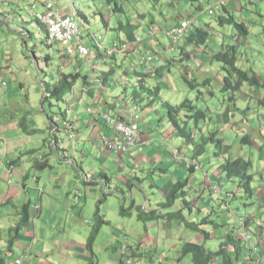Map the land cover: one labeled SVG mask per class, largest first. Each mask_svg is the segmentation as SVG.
I'll return each mask as SVG.
<instances>
[{
	"label": "crops",
	"instance_id": "1",
	"mask_svg": "<svg viewBox=\"0 0 264 264\" xmlns=\"http://www.w3.org/2000/svg\"><path fill=\"white\" fill-rule=\"evenodd\" d=\"M216 1L217 0H215V2ZM263 2L264 0H227V3L223 7V11L231 13L235 20L242 21L247 25L246 22L249 19V15L245 12H251L249 8H255L257 4ZM184 8L185 7L179 5V0L169 3V7L167 8L168 15L163 17V23H155L157 28L158 25H162L164 29H168L182 19H185L181 18L174 24H169V17L176 19L179 17V15L177 16L179 10ZM60 9H63L64 13L69 12V9L64 6ZM253 13L256 14L258 19L264 22V7L261 9L255 8ZM0 24V46L2 45L0 47L1 80L7 79L8 75L7 68L3 65L6 63L7 59L6 56H3L4 47L9 44V41L12 45H15V43L11 37L5 35L2 30L4 26L3 23ZM138 25L141 31H143L145 27L150 26L148 24L140 25V23ZM153 26L155 25L153 24ZM259 26H262V24L258 23L254 28H258ZM247 27L248 32L250 31L248 34H251L250 27ZM157 28L154 38L151 39V44L153 47H157L159 43L161 47L165 48L167 46V40L164 39V42L160 41L159 37H162L163 31H159L161 29ZM224 29L228 30L227 27H224ZM256 33L259 34V32ZM221 35L224 37V33H221ZM231 37H235L232 39L238 40L237 44L240 45V48H238L236 44L237 48L235 54L237 56V62L241 59L243 66L245 65L251 68L249 64L250 59L246 54L247 49L241 50L244 48V45L250 44L247 41L244 42L242 36L237 33L233 34ZM223 42L225 43L223 38L214 39V43L218 44V46ZM214 48H216L215 45ZM203 58L208 59L204 56ZM161 62V64L164 63V61ZM195 68L200 69L199 63H197ZM79 69L80 67H78L76 63L71 66V70L77 71ZM84 72L88 73V76H90L89 81H79L76 83L74 95L70 99V102L67 103V106L65 102V112L63 114L64 117H68L67 119H73L78 133L76 138L66 143L70 159H58L56 151L49 147L48 151L42 154V157L48 161V165L42 168V171H39V169L35 167L36 161L32 160L31 157H27L26 159H24V157H17L19 155V146L22 144L21 140H19V134L27 129L28 121L30 122V117L33 114L31 112L33 107H29L30 104L28 99L26 102L28 106H26L21 99L17 98H14L12 100L13 102L10 103L11 96H9V94L4 95L0 91V150L8 151V153L5 152L4 157L0 155V200L6 199L5 202L9 203L12 192L10 184L12 183L17 185L20 183L22 184L19 188H13V191L15 189L21 191L16 195V200L17 198L19 200L22 199V193L27 194L26 202L23 206H18L14 212L11 211L10 207L1 208L0 206V264H15L14 261L24 254H26L28 258H22L19 264H100L99 252L95 253L94 251L99 230L95 233L91 248L89 247L91 251H89L87 243L91 236L89 234L90 231L82 228L84 237L77 233V224L75 223L76 214L78 218H80L82 210H85L89 215L93 214L94 210L95 213L99 211L95 214V217L97 219L100 218V220L103 221L102 224L109 225L110 220L106 218L103 210H100L98 205L102 204L104 201L103 195L109 196L112 192L123 194L120 193L116 187H113L116 183L114 179L117 174L116 172H119V174H117V179L124 181L128 179V184L132 177L137 178L138 172L143 175L145 174V170H143L144 167L152 169L155 166V169L157 168L159 173V180L163 179V174L170 172L169 163H165L164 161L169 158V161L172 162L173 159L170 155L169 148H167V152L169 153L167 157L165 147H169V145L171 147L181 146L179 140L173 135L174 129L172 125L168 127L166 134H162L159 132L153 133L151 128H145L144 125L140 123L142 142L125 154H115L102 147L99 138L102 135L109 136L110 129L99 119H95V117L87 114L84 107L96 104L107 111L116 113L126 121L131 120L133 117L139 118V116L142 119V115L146 110L141 109L135 112L134 105L126 101L125 103L120 102L118 100L119 98H116L114 95L109 96V89H104L99 85V75L97 71L94 77H91V73L87 71V69H84ZM217 78L219 80V78H221L220 75H217ZM18 84L21 87L23 86L21 80ZM0 88L4 91L8 90V86L6 89L1 86ZM13 90H16L15 86ZM81 97L84 101L83 107L74 105L76 100ZM118 102L121 103L120 107L112 106L113 103L116 104ZM147 110H149V108H147ZM47 121L50 123L49 117H47ZM35 125H37V123H35ZM47 129H49L48 126ZM4 130L13 131L15 134L14 144L10 147H8V139L2 134ZM165 135L167 138L164 139L163 136ZM64 137L65 136L58 137L56 140L63 139ZM47 138L50 142L49 134ZM19 142L21 143L20 145H18ZM155 145L157 147V152L155 165L153 166L149 161V155ZM9 148L12 150L11 153H9ZM37 149L38 148L32 147L29 148L28 151L35 152ZM86 151L93 157L94 161L92 165L87 161L84 155ZM187 151L190 152L189 150ZM186 152L184 154H187ZM263 152L264 149L261 151L258 150L257 161L254 160V166L251 168L250 173L254 176V196L249 200L248 198L246 200L242 199L243 201L239 200L237 204H230V200L234 198V194L240 191L238 183L234 179H225L217 165H214L210 169V165L212 164L210 160H208L210 163L203 170L190 172L185 171L183 162H179L175 167V172L178 173V176L168 178L163 187H161L165 189L166 194L168 185L171 182L181 183L186 180L185 183L187 184L182 186L177 192V195H182V198L189 201V206H187L188 216L184 215L186 219L194 220L195 217L202 219L206 215L210 216V221L212 222L209 224L210 227H207L210 232L208 250L217 251L220 248L221 251H223V254L218 255L217 253L214 256V264H264V155H260ZM215 162L217 161L215 160ZM77 167L84 172L83 177L76 172L72 173L70 176L69 173L74 169L76 170ZM41 173L44 174L43 178L41 177ZM30 176L37 177L35 183L31 180L34 185L32 187L25 185V182ZM73 178H75V180H73ZM138 182V186L143 184L139 179ZM228 182L234 184V189L232 191L229 190L227 186ZM188 184L196 186L197 188L193 189L192 187H188ZM150 186H155V184L150 182ZM38 189H42V192L38 191ZM74 189H78L82 192V197H84L83 203L77 205L72 204V190ZM188 192L196 193L197 197H190ZM206 192L207 196L205 195ZM214 194L216 195V201L214 202L215 206H223L221 211L223 213L224 222L222 230L218 229V224L211 218L212 214L216 213L214 207L211 205L213 203ZM32 200H36V205L39 204V208L36 207L34 212H31L28 206ZM97 201H99L98 204H96ZM162 203L163 202H161V205H163ZM238 205L242 207L241 213L237 209ZM189 207H191L192 210H189ZM80 208H82V210ZM2 210L5 212H2ZM153 210L159 211L160 209L156 208ZM256 210L261 211L259 215L256 213ZM118 211L121 213L119 214L118 212L119 215L125 216L122 214L120 208ZM131 215L132 214H130V216ZM162 215L163 213H161V210L158 214H154L152 219L154 222L150 223L149 227L153 231L156 229L154 233L158 234V229L163 226L162 218L171 223L169 228H166L165 224V236L161 238V246L163 249H159L156 237H151L150 240L143 239L142 241L138 235H134L135 238L132 239L126 232H112L110 240L114 241L120 238L121 242L124 241V243L129 244L131 253L133 254L134 252V263L184 264L183 261L186 260L187 257L182 256L180 252V247L183 244L182 239L184 236L192 235L193 233L183 228V224H181L180 220H169ZM228 215L232 216L234 224L228 223ZM247 216L251 218L247 228L254 229L252 232V241L245 243L240 240L238 248H236L233 246V242L230 240L228 234L231 233L233 235V232L230 231L239 228L241 223L246 220ZM138 218L139 220H146L145 218ZM240 218L242 220H240ZM143 229L146 231V235H148L147 228L144 227ZM243 231L244 230H242V232ZM75 235H77L79 239H75ZM193 239L194 236L190 238V240ZM234 239H236L237 242L239 237L236 238L235 235ZM168 246H173V248H168ZM109 247H113L112 244H109L108 248ZM105 249H107V245H105ZM148 249L153 253L150 256L146 253ZM121 250L122 248L120 247V254L116 256L110 251H105L106 263L104 264H120ZM142 256L146 257L148 261L143 262L137 259ZM178 256L181 257L182 260H178Z\"/></svg>",
	"mask_w": 264,
	"mask_h": 264
},
{
	"label": "rangeland",
	"instance_id": "2",
	"mask_svg": "<svg viewBox=\"0 0 264 264\" xmlns=\"http://www.w3.org/2000/svg\"><path fill=\"white\" fill-rule=\"evenodd\" d=\"M55 6L62 8L63 6L67 9H70V12L74 11L76 7L78 6L80 9V12H84L87 15L88 22H85L82 17L78 14L76 17L79 21V33L80 36L83 39V43H86L88 46H92V40L93 34L96 35H102V41L109 42L115 38V35L113 32H111V27L109 24H107V27H103L101 22V14L104 12H108L107 15H105V18L109 23H111L113 20H116L117 22L120 20H130L131 22L140 23V25H150L149 27H145L146 31L149 33V30L151 29L153 32V35L151 36H145L144 33L140 30V27L138 29V34L142 36L143 42H144V49L155 51L158 53H163V55L166 58L172 59L177 57L176 51H170L166 50L164 47H161V45L158 43L157 50L153 49L151 42V39L154 38L156 34V22H161L164 16H167V8L169 7V3L175 2L176 0H115V2H118L120 6L123 7L124 12L122 11H116L112 12L114 10V0H55ZM215 0H179V5L181 7H185L184 9H180L179 17L172 19L169 17V24H174L181 18L185 19H192L193 23L191 25V30L194 29V27L198 24L199 26L202 25L204 22H210L211 23V39H221L223 38L225 43L236 45L238 40L232 39L235 37L233 34L236 33V30L232 28L230 25H225L228 30L224 29V26H220L215 22L216 16H210L207 14V6L209 4H213ZM104 3H109L111 7H113L111 10H108V5ZM9 0H0V13L3 12V16L0 15V23H3L2 30L6 28L5 25H7L13 32H19V37H12L11 35L15 36V33H10V37L13 39L15 45H12L9 41V44L4 47V55L6 56V63H4V67L7 68L8 75L7 79H4L5 84L8 86V90L4 91L2 88H0V91L5 95L9 94L11 96L10 103H12L14 98L21 99L26 106L27 105V99L29 100V107H33L31 109V112L33 113L30 117V122L28 121V127L26 130L21 132L19 134V140H21L22 144L19 142V155L17 157H24L26 159L27 157H30L32 153H30L28 150L29 148L35 147L38 148L33 153L34 156H42L44 152L48 151V148L50 147V143L47 140V135L50 134L49 130L47 129V126L49 125V122L47 121V117H51L54 119L56 123H58V120L63 123L64 119L61 116L62 114H58V110H61L63 113L65 112V104L61 102H56L54 99L51 100V105L48 103L47 100H42L43 95V87L42 82L46 81V77L44 76V72L41 71V69L46 67V70L49 71V75H51L55 71V61L58 59H53L52 61H45L43 58L42 52H47V48H43L42 52L40 50L37 51V57H38V63L36 61L34 62V59L32 56H28V50L24 48L23 46V38L25 35V30L19 23L20 17H17V14L15 12H10L8 9L9 7ZM213 9L214 6H212ZM264 7V2L257 4L258 9H261ZM58 8V9H60ZM255 8H249L251 9V12L253 13L255 11ZM4 9V10H3ZM14 9V8H11ZM39 10H42L40 8ZM215 11H217L215 9ZM59 14L62 16L64 15L63 9L58 10ZM76 12V11H75ZM251 12H245L249 15V19L246 22L247 26L251 29V34H247L246 36H243V41L248 42L250 45H244L243 49L246 50V54L248 55L250 61L249 64L251 65V70L256 73L259 78L260 82L264 83V22H262L260 19L257 18L255 13ZM109 13L112 15L109 16ZM53 17L58 16L56 13H52ZM52 17V18H53ZM27 19L23 18L22 24L26 25ZM82 21V23H81ZM154 22V23H153ZM258 23H261L262 26H259L258 28H254L257 26ZM153 24L155 26H153ZM1 25V24H0ZM256 32H259L256 33ZM221 33H224V37L221 35ZM228 33V35H227ZM233 33V34H232ZM34 37V36H33ZM165 37V38H164ZM160 41L164 42V39L167 40V47L171 46V40L165 35V33L162 32V37H159ZM215 44V43H214ZM214 44H210V47L208 49L209 54H211L213 51L219 50L218 44H215L216 48H214ZM2 46V45H1ZM0 46V47H1ZM58 48V46H57ZM238 48H240V45H238ZM52 53H54V50L52 49ZM120 56H123L124 58H129L128 54H122ZM207 57L206 58H203ZM58 58V56H57ZM13 59V61H12ZM193 59L190 61L189 64L187 62H183L184 64L181 65V63L177 62L176 60L171 63V72L166 71L163 74V78L166 79L165 83H163L160 91V95L163 98V101H166L168 103H171L173 105L181 103L185 98H189L192 100V102L200 109L205 110L208 113V120L209 126L217 127L222 132V136L225 138V143L230 145V151L233 156L243 155V156H254L251 157V159L254 158V160L257 161L258 157V149L253 148L252 146L248 144H243L242 140L240 139L241 136L244 133H249L251 136L257 135L259 132H261L264 135V119L259 116L260 113L264 111V107L261 105V103H257L256 101L259 98V95L261 96L264 94V87H259L254 90V88L249 87V85L244 84L242 85L239 92L235 93V100L234 105L228 100L227 94H225L223 91H221L220 85V78L218 80L217 78V72L216 71V61H212L209 58V55H205L202 53L201 49H197L193 53ZM74 63L78 67H80V73L84 72V69H87V71H90L91 77H94L95 72H98V75L101 71V66L103 64V60L101 58H94L90 60L88 65L84 64V59L80 57L74 56L73 58ZM202 63V67L200 69L195 68L197 63ZM96 64L97 70L91 72V65ZM1 64V63H0ZM238 64L243 69H248L245 65L243 66L241 59L238 60ZM63 65L65 69H63L62 72H67L68 70H71V66L68 64V61L63 60ZM136 65H140V63H137ZM84 68V69H83ZM179 68V70L185 71L186 75H195L197 78L201 79V81L205 78H212L211 85L209 88L202 89L201 93L197 92L196 89H190L188 88L187 84L179 75V73L176 71ZM6 70V69H5ZM44 70V69H43ZM45 71V70H44ZM205 71V73H204ZM251 72V71H250ZM57 73V72H55ZM90 78V76H89ZM11 79V81H10ZM22 81L23 86H19L18 82ZM158 80V79H157ZM152 83L154 81L150 80ZM9 84V85H8ZM16 87V90H13V87ZM263 86V84H261ZM102 88L107 89L108 87L102 86ZM110 89V88H108ZM210 89V92H209ZM14 91V92H13ZM233 93V92H232ZM123 94H126L127 96H123ZM131 89L127 88L125 93L122 91V86L117 85V87L114 90H109V96L114 95L116 98H119L118 100L122 102V98L127 102L129 101L128 98H130ZM123 96V97H122ZM263 97V96H262ZM260 97V98H262ZM260 98L258 101H260ZM129 104L131 102L129 101ZM133 105V104H132ZM231 108V111L233 114L230 113L227 108ZM144 107L146 110L144 114L142 115V119L139 116L137 119L140 123L144 125L145 128H151L153 130V133H162L166 134L168 127L171 125L166 117V109L165 107L159 103H156L155 106L152 108ZM139 111V109L135 110V112ZM226 111V112H225ZM224 112L223 117H219L221 113ZM218 120V124H217ZM59 122V124H60ZM161 122V123H160ZM37 123V125H35ZM217 124V125H216ZM230 126V127H229ZM229 127V128H228ZM47 129V132H46ZM2 134L8 139L10 147L12 144H14L15 141V134L13 131L4 130ZM173 136V135H172ZM163 138H167L166 135L163 136ZM255 142H258V145L262 144V141L256 140ZM18 143V142H17ZM181 143V146H166V152L167 148L170 149V155L173 159L172 162L169 161V158L166 159L164 162L169 163L170 166V172L167 174H163V179L159 180V173L157 168L155 169V159H156V152L157 147L154 146L152 152L150 153V163L153 164V168L149 169L148 167H144L143 170H145V174L138 172L137 178L132 177L128 182V179L126 181L117 179V174L119 172H116V176L114 177L116 183L113 185V187H116L117 190H119L120 193L123 194H116L114 192L111 193L109 196L103 195V202L102 204H99L98 207L100 210H103L104 215L106 218L110 220V224H101L100 227L97 229V218L95 217V210L93 211V214H88L85 210H82L81 217L78 218V215L75 216V223L77 224L76 230L77 233L82 235L84 237V233L82 232V228H85L86 230L90 231V235L93 234V229L96 228V231L99 230V234L97 237V241L95 243L94 251L95 253L99 252V263L104 264L106 263L105 260V251H110L111 253L118 255L120 254V247L123 245V241L121 242L120 238H117L116 240L112 241L110 240V236L112 232H126V234L129 235L132 239H134V235H138L139 238L146 240L151 237H156L159 249H163L161 238L165 236V224L166 228H169L171 223L167 222V220H163V226L158 229V234L154 233L152 229H150L149 224L153 223V215H148L146 220H139L138 214L142 213L144 214V211L147 214H150V211L152 209H160L161 213L164 215L171 211H182L185 216H188V210L187 207L182 203L183 199L182 195L181 198L175 199L171 202V205L169 206H163L161 205V202L166 203L167 202V195L165 194V189L161 188L163 187L164 183L167 181L168 178L174 176L177 177L178 173L175 172V167L179 163L177 161L176 157L172 154V148L176 147L178 148L181 153L183 154L189 150L191 153L195 151L194 143ZM165 144V143H164ZM163 144V145H164ZM53 150V149H52ZM213 151L212 147L208 146L206 147V151L201 155L198 156L199 162L202 165H205L207 158L211 157L210 153ZM5 152L8 153L7 150H0L1 157L5 156ZM12 150L9 148V153H11ZM57 153V152H56ZM237 154V155H236ZM86 156L87 161L92 165L93 164V157L92 155L86 151L84 153ZM167 157L169 156V153L167 152ZM240 155V156H241ZM16 157V158H17ZM171 160V159H170ZM212 164L216 165L215 160L212 158L209 159ZM248 160L244 161L246 163ZM39 171H42V169H39ZM49 171V170H47ZM76 172L81 177H83L84 172L81 171L78 167L76 170L74 169L71 171L70 176L72 173ZM44 174L41 173V177L43 178ZM140 181L143 182L141 186H138ZM31 180L34 181V183L37 181V177L32 179V176L29 177V179L25 182L26 186L32 187L34 186L31 182ZM75 180V178H73ZM150 182L154 183L155 186H150ZM187 184V183H186ZM21 183L19 185L12 183L10 184L11 192V198L9 199V203H6V199L0 200V206L3 207H10L11 211L14 212L18 206H23V204L26 202L27 194L22 193V199L19 200L16 195L20 193L21 191L18 189H15L13 191L14 187L19 188L21 187ZM188 187H192L193 189H196V186H192L191 184L187 185ZM227 186L229 190L234 189V184L231 182L227 183ZM161 188V189H159ZM81 192V191H80ZM82 193V192H81ZM218 193V192H215ZM190 197H197V194L194 192H188ZM207 196V192L205 193ZM83 196V194H82ZM81 196V197H82ZM78 201L72 200V204H81L84 202V197H82ZM216 195H213V203L211 204L214 207V210L216 213H213L211 218L218 224V229H223V213L222 208L223 206L217 205L215 206L214 202L216 201ZM251 197H248V200ZM253 198V197H252ZM244 199V196L240 191L236 192L234 194V198L230 200V204L234 205L239 202V200ZM134 200V202H133ZM181 200V201H178ZM245 200V199H244ZM243 201V200H242ZM4 202V203H3ZM36 200H32L28 206L30 207V211L34 212L36 208L35 204ZM99 201L96 202L98 204ZM132 202L134 204H132ZM132 204V205H131ZM122 210V214L129 213L132 214L130 217L127 216H121L119 214L120 211L118 209ZM237 209L242 212V207L240 205L237 206ZM159 210V211H160ZM159 211L154 212V214H158ZM2 212H5L2 210ZM119 212V214H118ZM260 210H256V213L259 215ZM217 216V217H215ZM202 217V216H201ZM228 223L234 224L232 221V216L228 215ZM250 216H247L246 219H249ZM167 222V223H166ZM144 227L147 228L148 235H146V231L143 229ZM135 233V234H134ZM88 234V235H89ZM89 235V236H90ZM75 239H79L77 235L74 236ZM89 238V237H88ZM131 239V240H132ZM145 242V241H144ZM109 244L113 247H109ZM105 245H107V249H105ZM88 246V244H87ZM173 246H168L170 248ZM89 251L91 249L89 246L87 247ZM146 253L148 256L152 255L153 253L151 251L146 250ZM14 258V256H13ZM22 258H28L26 254L19 257L18 259ZM140 261L147 262L148 259L144 256L137 258ZM159 261V260H158ZM139 264V262L134 263ZM183 264V263H180Z\"/></svg>",
	"mask_w": 264,
	"mask_h": 264
},
{
	"label": "trees",
	"instance_id": "3",
	"mask_svg": "<svg viewBox=\"0 0 264 264\" xmlns=\"http://www.w3.org/2000/svg\"><path fill=\"white\" fill-rule=\"evenodd\" d=\"M48 2H50V0H9L10 6L8 9L12 13L15 12L17 17H20L19 23L25 30L22 42L24 48H26L29 52L28 56L31 55L34 62L36 61V63H38L36 50H40L42 52L43 48H47V52H42L44 60L52 61L53 59H58V62L57 60L55 61V71H51L53 72L51 75H49L50 72L46 70L45 66L43 68L45 71L41 69L46 77V81L41 83L45 91V95L42 99L44 101L47 100L51 105L52 99L56 102H66L67 95L71 88L79 81H86L88 75L74 70L62 72L64 66L63 61H61V49L57 44L49 42V27L41 19L35 16L38 11H41L39 9L43 8ZM104 4L109 6L108 10L113 8L109 3ZM118 4L119 3L114 0V10H112L113 13L116 11L124 12L123 7ZM75 11V13L77 15L79 14L85 22H88L87 15L84 12H80L78 6ZM3 12L0 14L3 15ZM107 13L108 12H104L101 14V22L104 28L107 27V24L110 25L111 32L115 35V38L111 41L117 43H121L122 40L133 42L140 27L138 23L131 22L130 20L123 21L120 19L117 22L118 25H116V20L109 23L106 19H104ZM109 16L111 17L112 15L109 13ZM23 18L27 19L24 21L26 22V25L22 24ZM215 22H218V25H223L224 27L225 25L232 26L236 30V33L242 37L250 33V31L248 32L247 25H245L242 21L235 20L231 13H228L227 11L224 12L223 7L221 13L216 16ZM5 26V35L10 37V33H15L7 25ZM158 28L161 29L159 31L163 32L170 29H164L162 25H158ZM211 34L210 22H204L200 26L196 25L193 30H191L190 27L184 36V45L176 48V58H173V60L167 59L163 65L156 64L155 66L150 65L148 67L136 65V59L133 57L131 58V56H129V58H124L123 56H120L122 55L121 53L109 54L106 49L99 50L96 44L92 42V46L96 51V57L103 60L99 74V85L108 87L112 90H114L117 85H120L122 86V91L124 93L127 88H130L131 96L128 99L131 104L136 105L139 108V111L144 109V107L152 108L156 103H159L160 105L162 104L166 109V117L169 123L173 126V135L179 140V142L186 144L194 143L195 151L193 153L187 151V154L182 155L185 161V171H194L195 161L198 160L199 163L198 156H201L206 151V147L211 146L213 149L210 153L211 155H209L211 157L205 160V165L199 163L201 169L203 170L210 163L208 161L210 158L216 160V165L218 166L220 172L224 175L225 179H234L237 181L238 187L246 200L248 197L254 196V176L249 173L251 162L248 160L246 163H242V159L240 158L232 159L230 155L231 151H229L230 145L225 143V138L221 133L222 131L217 127H212L211 125L209 126V123L207 122L209 118L208 113L205 110L198 108L191 99L187 97L181 103L173 105L163 101V98L160 95V91L162 89V86L160 85L166 81V79L163 78V74L166 71L171 72V63L176 60L181 63V65L184 64L183 62H187V64H189L190 61L194 60L193 53L199 48H201L202 53L209 55V58L212 61H216L218 63L216 64L217 68L215 72H217V75H220L221 77L219 86L221 87V91L227 94L229 101L234 102L235 93L239 92L244 84L249 85L251 88L264 87V83L260 82L258 75L250 70L251 68L243 69L238 64L237 56L235 54L238 44L232 45L225 44L223 42L219 45L218 51L210 49L213 52L209 54L210 52H208L207 49H209L210 44H214V40L211 39ZM11 36L19 37L20 33L16 32L15 36ZM167 37L170 39L169 36ZM52 49L54 50V53H52ZM128 54H131V51H129ZM199 67H202V63H199ZM176 71L179 75H181L188 88L196 89L199 93L202 92L201 88L207 89L211 85L212 78H205L201 81V79L197 78L195 75H186L185 71L179 70V68ZM151 79L154 83L150 81ZM261 84H263V86H261ZM124 95L127 96L126 94H123V96ZM262 102L264 106V97L261 99V103ZM58 111L60 114H64L61 110ZM49 118L50 122H52V124H49L51 126L55 121L53 118ZM111 132L112 130H110V133ZM240 139L243 142H247L243 144H250L252 142L248 135H243ZM263 147L264 145L262 144V146H259L258 148L263 150ZM260 155H264V152ZM35 165L36 168L42 169L47 166V160L45 159ZM213 166L214 164H211L210 169ZM185 181L181 183L171 182L168 185V191H166L167 202L162 203L163 206H169L173 200L181 198V195H177V192L186 184ZM182 203L186 207L189 206V201L187 199H183ZM189 210H192L191 207H189ZM98 212L99 211H97V213ZM154 212L157 211H151L150 215H154ZM124 215L127 217L130 216L129 213H124ZM148 215L149 214L144 212V214L139 213L138 217L146 219ZM162 216L169 220H180L181 224H183V228L188 229L193 233L192 235L184 236L182 239L183 244L180 247V252L182 253V256L187 257V259L183 261L184 264H214V256L217 253L218 255L223 254V251H221L220 248L217 251L208 250L210 232L207 227L212 222L210 221L209 215H206L202 219L195 217V219L192 220L186 219L182 211L179 210L168 212ZM97 220L98 222L96 228L98 229L103 221L100 220V218ZM96 228L87 243L90 248L96 233ZM230 232H234V230H231ZM192 236H194V239L190 240ZM228 236L233 242V246L238 248L239 244L234 241L233 235L229 233ZM130 254L131 257H134V252L133 254ZM178 260H182L181 257L178 256ZM120 264H125L123 252H121Z\"/></svg>",
	"mask_w": 264,
	"mask_h": 264
},
{
	"label": "clouds",
	"instance_id": "4",
	"mask_svg": "<svg viewBox=\"0 0 264 264\" xmlns=\"http://www.w3.org/2000/svg\"><path fill=\"white\" fill-rule=\"evenodd\" d=\"M51 1V0H50ZM219 1H221V0H217L215 3H213V4H209L208 6H207V14H209L210 16H216V15H218V14H220L221 13V10H222V7H224V5L227 3V0H224V3L223 4H221L218 8H215V5L219 2ZM52 2V4H53V7L55 8V9H57V10H60V9H58V7H56L55 6V3H56V1L54 2V0L53 1H51ZM212 6H214V8L217 10V11H215V9H213V7ZM209 7L210 8H212L213 10H214V12L213 13H210L209 12ZM45 11V6L42 8V10L41 11H38V12H44ZM37 12V13H38ZM64 13V12H63ZM64 14H73V16L75 17V18H77L76 16H77V14L75 13V10L74 11H72V12H70V9H69V12L68 13H64ZM35 16H36V14H35ZM37 17V16H36ZM38 18V17H37ZM78 19V18H77ZM186 20H191L192 22H191V24L189 25V27H188V29H187V31L190 29V27H191V25H192V23H193V20L192 19H182L181 21H179L178 23H176V24H174L173 26H176V25H178V24H180L182 21H186ZM81 23H82V21H81ZM172 26V27H173ZM171 27V28H172ZM78 30H79V28H78ZM168 31V30H167ZM166 31V32H167ZM186 31V32H187ZM143 33H144V35L145 36H151V35H153V32H152V30L150 29L149 30V33L146 31V28L142 31ZM166 32H164L165 33V35L167 36V34H166ZM186 32H185V34H186ZM137 34V36H136V38L137 37H139L140 38V41H139V43H137V44H133V42L136 40V38H135V40L133 41V42H129V41H125V40H122V42L121 43H117V42H113V41H111V42H104V41H102V35H96V34H93L92 35V37H93V42L96 44V46H97V48L99 49V50H102V49H106L107 50V53H109V54H115V53H121V54H128V52L129 51H131V54H128L129 56H131V58L133 57V58H135L136 59V62H135V64H137V63H140V66H145V67H148V66H150V65H152V66H155L156 64H160V65H163L164 63H165V61L167 60V59H169V58H166L164 55H163V53H160L159 52V55H158V53L157 52H155V51H150V50H147V49H144V42H143V38H142V36H140L139 34H138V32L136 33ZM185 34H184V36H185ZM49 39H50V37H49ZM81 41H82V43H83V39H82V37H81ZM184 41H185V38L183 37V42H182V45H180V46H178V47H182L183 45H184ZM52 43V42H51ZM150 43H152V42H150ZM53 44V43H52ZM54 44H57L59 47H60V49H61V56H62V58H61V61H68V64H69V66L70 65H72V64H74V61H73V58H74V56H76V57H80V58H82V59H84V64L85 65H88L89 64V62H90V60L92 59V57L94 56V58H96V51H95V49H94V47L93 46H88L86 43H83L84 45H86L89 49H90V54L88 55V57H84V56H82V55H80L78 52H75L74 54H73V56L71 57V58H69V59H67V58H65L64 56H63V49L61 48V46L58 44V43H54ZM124 45H127V47L125 48V49H123V46ZM177 48V47H176ZM176 48L175 49H173V50H171L170 49V47H165V49L166 50H170V51H176ZM153 49L154 50H157V47H153ZM199 49H201V48H199ZM208 50V49H207ZM146 57H150V60H146ZM161 61H164V63L163 64H161L162 62ZM64 66V65H63ZM97 65L96 64H92L91 65V72L92 71H95V70H97ZM64 69H65V67H64ZM251 70V69H250ZM77 71H80V69L79 70H77ZM253 71V70H252ZM254 72V71H253ZM83 73H85V72H83ZM85 74H87L88 75V73H85ZM257 75V74H256ZM259 77V76H258ZM98 78H99V76H98ZM260 79V78H259ZM87 80L89 81V76L87 77ZM2 82H4V79H1L0 80V86L1 87H3V88H7V85L5 84V85H2ZM76 85V84H75ZM73 86L72 88H71V90L69 91V93H68V95H67V98H66V106H67V103L68 102H70V99L72 98V96L74 95V92H75V89H76V86ZM101 86V85H100ZM102 87V86H101ZM257 88H259V87H254V90L255 89H257ZM202 89H205V88H202ZM109 90H112V89H109ZM207 90V89H206ZM43 91V95H42V97L45 95V91H44V89L42 90ZM264 97V94H262L261 96L259 95V98L260 97ZM263 97L261 98V99H263ZM259 98H258V100H259ZM261 99H260V101H258L257 100V102H258V104L259 103H261ZM43 100V99H42ZM83 99H82V97L81 98H78L77 100H76V102L74 103V105H79V106H82L83 107ZM122 102H124L125 103V100L122 98ZM233 105H234V103H233V101H230ZM127 103H129L128 101H127ZM64 104H65V102H64ZM120 105H121V103H113L112 104V106L114 107H120ZM261 105L263 106V102L261 103ZM89 106H96V107H99L98 105H96V104H92V105H87L86 107H84V110L87 112V114H89L90 116H93V117H95V119H99L100 121H102L98 116H94L93 114H91V113H89L88 111H87V108L89 107ZM264 107V106H263ZM67 108V107H66ZM100 109H102L103 111H105L106 113H109L110 115H112V116H114V117H118V118H120V119H122L120 116H118L116 113H112V112H110V111H107V110H105L104 108H101V107H99ZM134 108H135V110H137V109H139L136 105H134ZM227 110H229L230 111V113L231 114H233L232 113V111H231V108L229 109V107L227 108ZM226 112V111H225ZM59 114H60V112H59ZM62 117H63V119H65L64 121H63V123L62 122H60V120H58V123H56V122H54L53 123V125H48V127H49V132H50V134H49V138H50V148L51 149H53V150H55L56 152H57V157H58V159H61V160H65V159H70V155H69V151H68V149L66 148V143L67 142H70V141H72L74 138H76L77 137V131H76V127H75V124H74V121H73V119H67L68 117H64L63 115H61ZM224 116V112L223 113H221L220 115H219V117H223ZM259 116L261 117V118H263L264 119V111L262 112V113H260L259 114ZM138 119V117H133L131 120H133V119ZM124 120V119H123ZM131 120H129V121H131ZM124 121H126V120H124ZM59 122H60V124H59ZM65 122H67L68 124H69V127H67V126H64V123ZM110 130H111V128H110V126L106 123V122H104V121H102ZM127 122V121H126ZM137 122H138V124H139V127H140V122L137 120ZM51 124H52V122H50ZM49 123V124H50ZM173 127V126H172ZM230 127V126H229ZM228 127V128H229ZM70 133H72L73 134V137H71V138H69L68 137V135L70 134ZM140 134H141V128H140ZM173 134H174V131H173ZM243 135H248L249 137H250V139H251V143L250 144H248V145H250V146H252L253 148L255 147V148H257L259 151H261L258 147L259 146H262V144L264 145V135L261 133V132H259L257 135H255V136H251L249 133H244ZM242 135V136H243ZM61 136H65L63 139H59V140H56L58 137H61ZM103 136H106V137H108L107 135H102V136H100V138H99V140L101 139V137H103ZM109 136H111V133H110V135ZM256 140H258V141H262V144L261 145H258L257 143L258 142H255ZM242 143H247V142H243L242 141ZM100 144H101V142H100ZM228 145V144H227ZM103 147V146H102ZM104 148V147H103ZM135 148V147H134ZM106 149V148H105ZM263 149H264V147H263ZM132 150V149H131ZM130 150V151H131ZM172 154H173V151L174 150H177V151H179V159L178 158H176L177 159V161H179V162H185L184 161V158H183V153H181V151L178 149V148H176V147H173L172 149ZM109 151V150H108ZM130 151H128V152H130ZM229 151H230V149H229ZM228 151V152H229ZM110 152V151H109ZM128 152H126V153H128ZM30 153H32V155L30 156L31 157V159L32 160H35L36 162L35 163H38V162H41V161H44L45 160V158H43L42 156H38V157H36V156H34V151H32V152H30ZM65 153V154H64ZM113 153V152H112ZM115 154H118V153H115ZM122 154H125V153H122ZM174 155V154H173ZM230 155H231V157H232V159H235V158H240V159H242V163H244V160H249L250 162H251V166H250V168H249V173L251 172V168L254 166V158L253 159H251V157H254L253 155L252 156H250V155H247V156H243V155H238V156H233L231 153H230ZM47 160V159H46ZM200 163V162H199ZM198 163V160H196L195 161V168H194V171H198V170H201V166H200V164ZM47 165H48V161H47ZM35 167H36V165H35ZM39 169V168H38ZM224 176V175H223ZM36 176H33L32 177V179H34ZM239 188V187H238ZM216 190H218V189H216ZM38 191H40V192H42V189H38ZM79 194V197L77 198V199H75V195L76 194ZM82 196V193L78 190V189H74V190H72V197H73V200L74 201H78L79 199H80V197ZM107 196V195H106ZM36 207L37 208H39V204H37L36 205ZM147 214V213H146ZM250 219L251 218H249V219H246V220H244V222H242L241 223V226L239 227V228H237L236 230H234V232H233V237H235V235H236V238L237 237H239V240H237V243L239 244V242H240V240L241 241H243V242H245V243H249V242H251L252 241V237H253V234H252V232H253V230L254 229H251V228H247L248 227V225L250 224V223H248L249 221H250ZM240 220H242L241 218H240ZM257 229V228H256ZM242 230H244L243 232H242ZM234 241H236V239H234ZM124 246L126 247V250H127V253H128V256L132 259V264H134V259H133V257H131L130 255V253H131V251H130V246H129V244H127V243H124V241H123V245H122V250H121V252L123 251V249H124Z\"/></svg>",
	"mask_w": 264,
	"mask_h": 264
},
{
	"label": "built area",
	"instance_id": "5",
	"mask_svg": "<svg viewBox=\"0 0 264 264\" xmlns=\"http://www.w3.org/2000/svg\"><path fill=\"white\" fill-rule=\"evenodd\" d=\"M223 3L224 0L219 1L215 5V8H218ZM57 11L58 10L53 7L52 2L50 1L45 4L44 12L36 13V16L49 27V42L58 43L63 49V56L67 59L71 58L75 52H78L84 57H88L90 49L81 41V36L78 30V19L75 18L73 14H64L62 16ZM209 12L213 13L214 10L209 7ZM52 13H56L58 16L53 17ZM191 22V20L182 21L180 24L173 26L166 32L167 36L171 39V50L182 45L184 34ZM139 41L140 38L137 37L133 44H137ZM126 47L127 45H124L123 49ZM146 60H150V57H146ZM2 85H5V82H2ZM87 111L94 116H98L110 126L112 130L111 136H103L100 139L101 145L110 152L118 154L126 153L142 142L140 127L135 118L126 122L123 119L116 118L109 113H106L96 106H89ZM64 126L69 127V124L65 122ZM68 137H73V134L70 133ZM173 154L179 159V151L174 150ZM78 197L79 194L77 193L75 199ZM122 252L124 253L125 264H132V259L128 256L125 246ZM20 262L21 259H16L14 261L15 264H19Z\"/></svg>",
	"mask_w": 264,
	"mask_h": 264
},
{
	"label": "bare ground",
	"instance_id": "6",
	"mask_svg": "<svg viewBox=\"0 0 264 264\" xmlns=\"http://www.w3.org/2000/svg\"><path fill=\"white\" fill-rule=\"evenodd\" d=\"M237 155V154H236Z\"/></svg>",
	"mask_w": 264,
	"mask_h": 264
}]
</instances>
